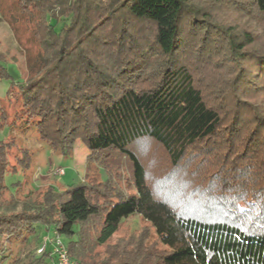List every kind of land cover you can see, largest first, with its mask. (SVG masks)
Returning a JSON list of instances; mask_svg holds the SVG:
<instances>
[{
    "label": "trees",
    "instance_id": "trees-1",
    "mask_svg": "<svg viewBox=\"0 0 264 264\" xmlns=\"http://www.w3.org/2000/svg\"><path fill=\"white\" fill-rule=\"evenodd\" d=\"M18 2L34 22L39 68L16 81L0 51V79L18 84L40 139L63 154L81 140L99 168L88 162L81 182L22 197L6 183L14 140L0 139V263L5 241L43 225L70 237L76 264H264V0ZM216 67L222 77L207 80ZM143 140L183 171L200 203L171 193L178 180L155 191L135 149ZM111 158L129 162L135 192L113 189ZM135 214L155 243L93 253V217L105 245ZM54 259L46 251L21 264Z\"/></svg>",
    "mask_w": 264,
    "mask_h": 264
},
{
    "label": "rangeland",
    "instance_id": "rangeland-1",
    "mask_svg": "<svg viewBox=\"0 0 264 264\" xmlns=\"http://www.w3.org/2000/svg\"><path fill=\"white\" fill-rule=\"evenodd\" d=\"M230 16H235V14H230ZM259 25H261V34L264 36V23H257V26ZM33 26L34 22L30 16L21 12L18 0H0V51L4 53L7 59L6 65L16 81H25L36 74L39 68L42 50L34 35ZM262 39L259 42L264 47V37ZM211 70L204 69L207 80H216L217 77H222V70L218 67ZM19 96L21 94L15 81L11 84L10 80L0 79V139H7V141L12 139L15 143L8 159L10 169L16 172H10L6 176V183L11 191L16 192L20 187L17 195L23 197L31 192L32 198H35L49 185L65 189L72 184L81 182L85 177L88 162L93 165L92 167L96 171L98 170L99 161H89L90 151L81 140L76 142L71 153L63 154L40 139L36 126L33 123L27 124L23 119L25 116L20 110ZM135 149L146 164L149 181L155 191L159 192L164 183H175L178 180L179 183L173 185L177 192L171 193L177 197L186 195V199L200 203L196 192H193L187 184L186 178L188 177L185 178L183 171L178 169L171 171L168 168L167 156L159 146H156L152 141L143 140L135 146ZM111 160L114 162H110L113 189L126 194L135 192L131 186L129 162L123 158H111ZM60 168H64V174L59 173ZM103 175L106 177L105 172ZM242 207L245 205L242 204ZM100 222L101 217L96 216L87 224L89 227H87L86 235L95 254L103 256L107 248L117 253L123 251L128 253L136 250L139 246H150L156 242L154 229L141 215L135 214L123 221L119 230L107 244H95L94 238L100 227ZM53 232L51 230L48 232L47 227L39 225L37 232L30 235L25 242L15 238H11L12 242L3 241L6 248L4 256H8V259L0 264H21L28 259L30 254L33 257H38L41 255L38 253V249L44 242L45 236H53ZM61 238L66 244L70 241V237L64 234L61 235Z\"/></svg>",
    "mask_w": 264,
    "mask_h": 264
},
{
    "label": "built area",
    "instance_id": "built-area-1",
    "mask_svg": "<svg viewBox=\"0 0 264 264\" xmlns=\"http://www.w3.org/2000/svg\"><path fill=\"white\" fill-rule=\"evenodd\" d=\"M60 174H64V168H60ZM49 232V230H48ZM46 251H50L54 255L53 264H76V261L71 258L67 244L62 240L61 234L58 232H53V236L47 235L44 238V242L41 247L38 249V253L43 254Z\"/></svg>",
    "mask_w": 264,
    "mask_h": 264
}]
</instances>
